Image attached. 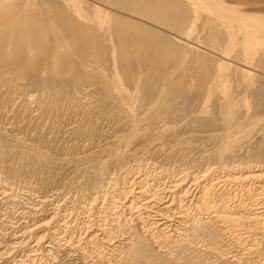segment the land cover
I'll return each mask as SVG.
<instances>
[{"label":"rangeland","instance_id":"obj_1","mask_svg":"<svg viewBox=\"0 0 264 264\" xmlns=\"http://www.w3.org/2000/svg\"><path fill=\"white\" fill-rule=\"evenodd\" d=\"M108 2L95 7L90 0H0V9H18L25 3L23 9L43 14L36 20L39 25L67 39L54 61L24 44L0 54V139L8 147L10 167L2 175L14 185L13 192L23 202L20 207L37 196H55L60 203L72 201L78 210L100 182L101 165L74 172L70 166L78 162L73 160L102 148L118 133L128 134L129 146L123 140L109 156L103 155L107 170L102 183L135 165L157 171L264 165V0H179L184 9L196 11V21L174 30L158 28L150 43L163 44V54L149 53L155 59L151 68L132 80L113 67L107 53L114 38L106 31L116 24L109 19ZM216 14L221 22L206 24L205 19ZM82 27L89 31L83 29L87 37L75 32ZM90 37L100 43L102 65L83 68L77 54ZM120 90L127 92L122 104L117 101ZM137 148L135 157L130 153ZM41 154L53 164L40 162ZM62 159L69 167L60 164ZM42 214H37L40 219L47 218ZM219 243L220 251L230 252L229 259L200 248L204 255L197 251L194 260L205 264L212 255L214 264H261L264 257L262 244L257 254H244L248 258L240 252L237 263L231 258L237 247Z\"/></svg>","mask_w":264,"mask_h":264},{"label":"bare ground","instance_id":"obj_2","mask_svg":"<svg viewBox=\"0 0 264 264\" xmlns=\"http://www.w3.org/2000/svg\"><path fill=\"white\" fill-rule=\"evenodd\" d=\"M90 1L96 7L102 0ZM106 1H110L106 8L109 19L114 18L116 21L113 27L106 28V34L114 38L107 53L113 67L120 68L128 80L140 79L143 71L151 68L154 57L150 55L151 52L158 55L163 52V44L150 43L158 35L159 29H178L187 24L189 26L197 19L194 15L196 11L184 9L179 0ZM25 5L20 4L18 9H0V54L13 45L24 44L30 52L39 50L53 57L52 61L58 59L65 34L59 35L55 29L50 31L39 25L36 20L43 14L37 15L33 9H23ZM234 11L240 13L237 9ZM218 16L206 18V24L220 23ZM84 27L77 28L75 32L80 36L88 31ZM91 38L84 39L77 54L83 68L102 65V49L97 46L98 43L94 44L96 38ZM228 38L231 39L230 36ZM218 39L219 36L215 38L216 41ZM162 43H165L164 40ZM121 91L117 98L120 103L127 99V92L125 95ZM127 135L118 133L105 142L102 148L74 159L78 163H72L70 170L88 172L95 168V164H99L104 178L102 173L107 170V166L103 155L109 153V156L112 149L118 148L115 144L123 140L129 146L130 137L126 138ZM7 148L0 139V205H6L4 212L0 206V264H194L199 262L194 260L197 251H208L209 255L216 252L217 258L225 259L230 252L220 251L222 245L219 242L226 241L237 247V254L234 252L231 258L239 263L240 252L243 255H255L264 245L263 164L247 163L223 168L212 165L196 171H172L174 169L164 167L157 171L155 166L148 169L135 165L126 169L123 175L119 173L120 177L111 173L112 176L109 175L105 183H102L101 178L92 196L78 204V210L72 201L60 203L54 200L55 196H37L34 202L24 206L28 208L25 211V208L20 207L21 199L13 192V183L11 186L4 180L10 168ZM138 150L133 149L130 154L136 157ZM115 156L116 160L120 157ZM37 157L40 162L53 164L44 154ZM60 164L69 167L63 159ZM38 213L39 216L45 213L44 217L47 218L40 219ZM216 237H219L221 246ZM153 252L159 255L158 258H154L156 254ZM208 259L204 260L207 264H214L211 263L212 258L210 261ZM261 260V264H264V257Z\"/></svg>","mask_w":264,"mask_h":264}]
</instances>
